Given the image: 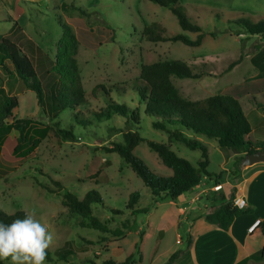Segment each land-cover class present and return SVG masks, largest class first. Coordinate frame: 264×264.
Returning <instances> with one entry per match:
<instances>
[{
    "label": "rangeland",
    "instance_id": "374dc122",
    "mask_svg": "<svg viewBox=\"0 0 264 264\" xmlns=\"http://www.w3.org/2000/svg\"><path fill=\"white\" fill-rule=\"evenodd\" d=\"M176 6L201 27L204 37L199 46L180 41L147 40L143 30L153 23L159 24L155 29L164 36L178 33L190 39L197 36L196 32L182 30L168 7L148 0H5V9H0L1 13H10L20 25L10 32L15 23H11L10 18L0 19V36L31 57L44 91L57 82L52 66L57 42L62 37L60 21L71 28L78 42L75 57L87 98L80 110L90 124L83 127L74 123L75 141L64 140L56 133L57 127L73 124L72 112L65 110L55 126L56 120L49 118L38 105L35 93L25 89L15 75H8L0 66V86L19 101L8 121L27 117L53 126L29 156L19 160L0 156V170L6 172L0 178V209L10 214L22 210L52 234L44 264H88V261L101 264L106 259L119 262L136 251V243L144 257L139 262L135 255L134 264H166L171 254L186 247L188 225H175V209L171 203L175 200L154 196L117 153L107 152L106 148L113 142L122 140L127 126L124 118L117 115L103 121L91 116L92 111L105 107L101 93L91 95L96 85L105 86L113 99L136 107L138 98L133 85L143 64L174 59L186 62L196 76L172 77V82L180 95L190 100L226 94L229 86L237 89L254 79L258 85L250 87L249 90L254 88L250 94L234 98L246 111L255 135L264 132L260 115L264 109V91L263 87L258 89L264 83V34L251 35L235 23L238 18L251 22L263 20L264 0H178ZM240 57V61L227 70L228 65ZM6 65L11 69L9 61ZM119 88L125 90L121 96L116 91ZM45 96L48 102V95ZM254 101L262 106L257 107ZM140 114L139 124L132 129L146 139L167 143L168 135L152 126L154 118L145 114L142 107ZM201 138L208 150L207 171L221 175L223 181L224 169L231 167L229 158L214 139ZM170 148L193 165L201 157L199 149H189L173 139ZM134 153L156 174H171L145 143L136 146ZM49 177L79 197L88 190H97L104 206H97L94 214L100 220H108L111 230L121 228L122 222L128 220L130 230L122 239L114 240L109 233L81 227L78 217L66 215L61 194L47 192L44 188L46 184L54 187ZM135 191L140 197L133 207H144L148 212L132 216L127 204L129 194ZM111 208L122 210L123 214H113ZM160 229H163V237ZM140 234H143L142 240H139ZM179 237L183 241L180 245L176 244ZM66 241L69 242L66 247L72 252L68 262L56 256L57 249ZM156 247L157 254L153 258L151 254ZM1 261L13 264L10 257Z\"/></svg>",
    "mask_w": 264,
    "mask_h": 264
},
{
    "label": "trees",
    "instance_id": "16d2710c",
    "mask_svg": "<svg viewBox=\"0 0 264 264\" xmlns=\"http://www.w3.org/2000/svg\"><path fill=\"white\" fill-rule=\"evenodd\" d=\"M159 6L168 7L176 16L177 21L184 31L196 32L195 39H190L182 33L172 36H164L156 31L159 24L153 23L146 26L143 33L147 40L153 42H175L180 41L185 45L199 46L202 43L204 33L197 23H192L185 12L176 6L178 0H148ZM235 23L239 24L247 33L264 34V19L258 22H251L244 18H238ZM62 37L57 42V50L53 61L52 70L57 74L55 86L48 90L38 77L36 67L30 58L20 47L5 37L0 36V66L8 75H15L23 87L35 93L37 103L48 117L55 119V126H58L61 114L71 111L73 124L67 127H57L58 137L75 141L77 139L73 132V125L78 124L87 127L90 124L81 115L80 107L87 103L86 93L76 61L78 42L71 28L60 21ZM214 35V34H212ZM232 61L227 70H230L240 61ZM11 64V69L6 65ZM192 73L186 62L174 59L158 61L150 64H143L140 73L134 79L133 90L137 92V106L132 107L126 101L113 99L103 85H96L91 90V95L101 93L105 100V107L91 116L97 121L109 120L114 115L124 118L127 130L122 132V140L113 142L107 152H115L128 164L135 173L142 179L151 193L156 197H167L176 200L180 195L198 185L204 178H209L213 183L221 184V175L212 174L207 171L208 150L206 145L199 139L192 137L201 136L207 139H214L218 146L229 158L236 155L235 165H242L241 161L245 154L257 150H264V141L250 140L251 125L246 118L242 106L232 96L226 94H214L203 99L190 100L183 98L172 82V77L192 78ZM114 87H118L115 85ZM119 96L125 93L123 89H116ZM48 95V102L45 95ZM264 94V93H263ZM257 107L260 103L255 102ZM19 104L18 98L10 95L0 86V156L7 160H19L29 156L39 144L48 136L53 126L36 122L31 118H17L8 121L13 116V110ZM46 105V106H45ZM47 107V108H46ZM140 107L143 112L152 116V126L168 135L167 143L157 142L142 137L138 130H133L140 122ZM263 126H264V110ZM173 126V128H171ZM175 140L182 143L189 149H199L201 157L196 165L191 164L187 159L178 156L170 148V141ZM145 143L147 147L157 154L159 160L171 170V174H156L148 165L134 153L136 146ZM5 170H0V178L5 175ZM54 187L45 185L47 192L61 194L62 205L66 208L68 217H78L79 225L91 228L100 233H109L114 240H120L130 230V222H122L121 228L111 230L108 220H100L95 214L97 206H104L103 199L97 190H88L82 197L64 188L61 182L49 177ZM162 195V196H161ZM140 194L132 192L129 194L127 207L132 216L138 213L148 212L147 208H134L139 200ZM234 193L226 199L221 196L223 203L209 211L205 219L209 223L217 225L222 230H227L232 221L239 215L247 213L246 209L233 205ZM113 214H123L122 210L111 208ZM27 215L22 210L14 213H7L0 209V223L9 224L15 219H23ZM112 219V218H111ZM255 232L264 234V220L259 221ZM140 234L139 240H142ZM69 242L60 246L56 251L57 259L68 262L69 249L66 247ZM135 252L130 253L122 261L111 259L104 260L101 264H134L137 255L139 262L142 261V254L138 243L135 244ZM181 253L175 251L169 257L167 264H172ZM48 259V252L46 251ZM0 264H4L0 260ZM88 264H97L88 261Z\"/></svg>",
    "mask_w": 264,
    "mask_h": 264
},
{
    "label": "crops",
    "instance_id": "0c3cea01",
    "mask_svg": "<svg viewBox=\"0 0 264 264\" xmlns=\"http://www.w3.org/2000/svg\"><path fill=\"white\" fill-rule=\"evenodd\" d=\"M3 8L5 9V0H0V9ZM8 18L11 23H15L10 32L15 26L20 27L10 13L0 12L1 20ZM257 85L253 79L237 89L235 86H229L230 88H226V95L236 97L240 94H250L254 90V88L249 90L250 87ZM262 87L264 91V83L259 85L258 89ZM242 109L248 119L246 111L243 107ZM260 115L263 124V111ZM192 137L202 141L201 136ZM250 140L264 141V132L255 135L251 125ZM235 158L236 155L229 157L231 167L224 169L226 174L223 181L221 178V189L213 190L215 183L209 178H204L198 185L184 192L175 201H171L175 209V225L180 226L183 223L188 225L186 247L178 249L181 253L172 264H264V234L255 232L256 227L252 232H248V227L256 219L264 220V162L236 166ZM231 193H234V197L245 199L246 205L243 209H246L247 213L236 217L227 230H222L206 221L205 216L223 203L220 199L222 195L227 199ZM159 233L160 236H164L163 229H160ZM182 242L180 237L176 239V244L180 245ZM139 250L143 260L144 253L140 248ZM156 254L157 247L151 256L154 258Z\"/></svg>",
    "mask_w": 264,
    "mask_h": 264
},
{
    "label": "clouds",
    "instance_id": "9594fccd",
    "mask_svg": "<svg viewBox=\"0 0 264 264\" xmlns=\"http://www.w3.org/2000/svg\"><path fill=\"white\" fill-rule=\"evenodd\" d=\"M52 239V234L32 215L0 223V260L10 257L13 264H44Z\"/></svg>",
    "mask_w": 264,
    "mask_h": 264
},
{
    "label": "water",
    "instance_id": "95a60500",
    "mask_svg": "<svg viewBox=\"0 0 264 264\" xmlns=\"http://www.w3.org/2000/svg\"><path fill=\"white\" fill-rule=\"evenodd\" d=\"M257 162H264V150H257L252 153L245 154L242 158L241 164L248 166Z\"/></svg>",
    "mask_w": 264,
    "mask_h": 264
},
{
    "label": "built area",
    "instance_id": "2783aa9c",
    "mask_svg": "<svg viewBox=\"0 0 264 264\" xmlns=\"http://www.w3.org/2000/svg\"><path fill=\"white\" fill-rule=\"evenodd\" d=\"M221 189V184H216L213 186V190L217 191ZM233 205L237 206L239 208H243L246 205L245 199L242 197H235L233 199ZM259 219H256L249 227H248V232H252L255 227L258 225L259 223Z\"/></svg>",
    "mask_w": 264,
    "mask_h": 264
}]
</instances>
